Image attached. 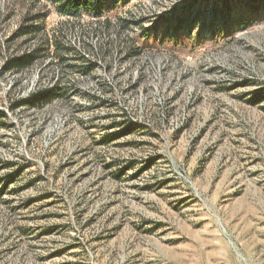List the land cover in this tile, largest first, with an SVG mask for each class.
<instances>
[{"label":"rangeland","instance_id":"1","mask_svg":"<svg viewBox=\"0 0 264 264\" xmlns=\"http://www.w3.org/2000/svg\"><path fill=\"white\" fill-rule=\"evenodd\" d=\"M0 264H264V0H0Z\"/></svg>","mask_w":264,"mask_h":264},{"label":"trees","instance_id":"2","mask_svg":"<svg viewBox=\"0 0 264 264\" xmlns=\"http://www.w3.org/2000/svg\"><path fill=\"white\" fill-rule=\"evenodd\" d=\"M45 2L53 5L55 10L62 16H66L68 18H79L83 14L90 15L96 19L101 18L103 16V12L110 9L117 0H44ZM35 19V18H33ZM104 23H109L107 19L104 20ZM32 29L37 30L38 27L35 25H31ZM31 30V29H30ZM27 33V32H26ZM25 33V34H26ZM44 39L45 45H47V49L53 47L54 55L50 56L49 63L53 62L54 57L58 58V61L61 64H65L68 61L69 56L73 52L72 47L61 41L59 37L52 39ZM43 50V49H41ZM73 60L81 62L83 70H88L91 64L84 65L85 57L84 55H75L71 56ZM48 57L46 55H42L38 53L37 49H32L28 52H23L16 57L9 58L5 60L4 69L6 71L14 70L15 72H22L26 69H29L33 65L41 62H45ZM69 67L76 66L68 63ZM67 65V66H68ZM59 78L54 79L50 86L45 88L34 90L27 94L26 97L15 102V106H36V105H44L55 99H60L64 97L65 92L59 87Z\"/></svg>","mask_w":264,"mask_h":264}]
</instances>
